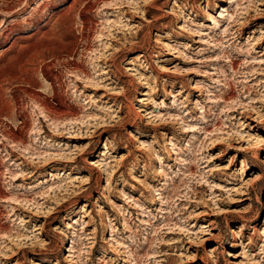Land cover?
I'll return each instance as SVG.
<instances>
[{
  "label": "rangeland",
  "instance_id": "obj_1",
  "mask_svg": "<svg viewBox=\"0 0 264 264\" xmlns=\"http://www.w3.org/2000/svg\"><path fill=\"white\" fill-rule=\"evenodd\" d=\"M0 264H264V0H0Z\"/></svg>",
  "mask_w": 264,
  "mask_h": 264
},
{
  "label": "bare ground",
  "instance_id": "obj_2",
  "mask_svg": "<svg viewBox=\"0 0 264 264\" xmlns=\"http://www.w3.org/2000/svg\"><path fill=\"white\" fill-rule=\"evenodd\" d=\"M47 110L49 112H51V108H47ZM61 112H62L61 110H55L56 114L61 113ZM46 113H47V111H46ZM17 139L19 140L20 143H23L22 138H17V136L12 137L13 142L16 141ZM91 164H93V163H91ZM205 257L211 258L213 261H216V263H218L217 256L214 252H207Z\"/></svg>",
  "mask_w": 264,
  "mask_h": 264
}]
</instances>
